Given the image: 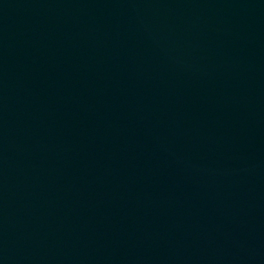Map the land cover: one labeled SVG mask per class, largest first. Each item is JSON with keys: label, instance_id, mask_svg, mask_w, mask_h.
<instances>
[{"label": "water", "instance_id": "1", "mask_svg": "<svg viewBox=\"0 0 264 264\" xmlns=\"http://www.w3.org/2000/svg\"><path fill=\"white\" fill-rule=\"evenodd\" d=\"M0 264H264V0H0Z\"/></svg>", "mask_w": 264, "mask_h": 264}]
</instances>
